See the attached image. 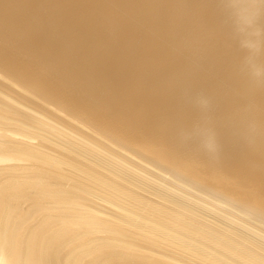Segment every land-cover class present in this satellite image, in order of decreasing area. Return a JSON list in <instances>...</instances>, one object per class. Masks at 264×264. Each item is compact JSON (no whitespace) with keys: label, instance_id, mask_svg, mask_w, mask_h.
<instances>
[{"label":"bare ground","instance_id":"obj_1","mask_svg":"<svg viewBox=\"0 0 264 264\" xmlns=\"http://www.w3.org/2000/svg\"><path fill=\"white\" fill-rule=\"evenodd\" d=\"M0 264H264V0H0Z\"/></svg>","mask_w":264,"mask_h":264},{"label":"rangeland","instance_id":"obj_2","mask_svg":"<svg viewBox=\"0 0 264 264\" xmlns=\"http://www.w3.org/2000/svg\"><path fill=\"white\" fill-rule=\"evenodd\" d=\"M49 142L50 143H52L53 145H58V146H60V148H63L64 146H61V141L59 140V139H57V138H53V137H49ZM77 156L80 158V161L83 163V161L86 163V164H91V165H96V166H101L100 164H98V159H92V157L90 156V155H88V154H80V155H78L77 154ZM83 160V161H82ZM100 169H102V170H104V168H102V167H99ZM112 168H109V167H107V170H111ZM128 178V176L127 177H124V179L126 180ZM150 189V188H149ZM156 189V188H155ZM241 232H242V234L243 235H245V236H251L252 235V233L250 232V231H248V230H244V229H242L241 230ZM257 239H258V241H262V238L261 237H256ZM196 262V261H195Z\"/></svg>","mask_w":264,"mask_h":264}]
</instances>
